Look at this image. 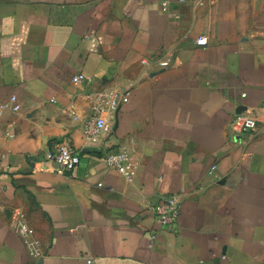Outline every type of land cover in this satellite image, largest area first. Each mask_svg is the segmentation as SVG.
Wrapping results in <instances>:
<instances>
[{"label":"crops","instance_id":"1","mask_svg":"<svg viewBox=\"0 0 264 264\" xmlns=\"http://www.w3.org/2000/svg\"><path fill=\"white\" fill-rule=\"evenodd\" d=\"M105 88L130 96L86 139V94ZM11 96L0 264H264V0H0V106ZM237 114L257 129L231 131ZM62 143L80 162L59 174L42 159ZM123 147L132 182L104 164ZM172 194L176 226L161 228L150 208Z\"/></svg>","mask_w":264,"mask_h":264},{"label":"built area","instance_id":"2","mask_svg":"<svg viewBox=\"0 0 264 264\" xmlns=\"http://www.w3.org/2000/svg\"><path fill=\"white\" fill-rule=\"evenodd\" d=\"M178 1L181 3L185 2V0ZM196 43L197 45L204 46L207 43V39L199 37ZM142 64H146V60H143ZM159 65L160 67H167L169 62L166 60L160 62ZM71 82L75 86L91 85L92 79L84 76L82 73H77L72 77ZM129 96V89L120 91L117 88H105L86 94V98L91 105L92 115L84 122V137L86 139H95L102 134L109 133L111 131V118L117 113L120 106L128 100ZM261 107L264 108V100ZM0 108L16 113L22 109V106L14 96H11ZM229 129L239 133L253 132L257 129V122L251 117L237 114L231 120ZM42 160L55 163L57 166L56 171L59 174L73 171L80 162L78 154L73 152L64 143L59 144L53 151L47 152ZM104 164L108 169L117 172L127 182H132L136 175L137 162L133 159L131 152L124 147L119 152L106 154L104 156ZM215 170L216 166L213 165L208 170V173L213 174ZM179 197V194L166 196L158 204L150 208L159 227L168 228L176 226L181 208ZM15 230L21 236L23 244L27 247L28 254L30 256H37L39 254L38 247L40 242L33 238V229L24 221H20L15 225ZM155 238V234L150 236L149 246H151Z\"/></svg>","mask_w":264,"mask_h":264}]
</instances>
